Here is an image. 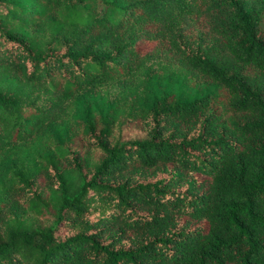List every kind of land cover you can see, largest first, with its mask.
I'll return each mask as SVG.
<instances>
[{
	"label": "trees",
	"instance_id": "1",
	"mask_svg": "<svg viewBox=\"0 0 264 264\" xmlns=\"http://www.w3.org/2000/svg\"><path fill=\"white\" fill-rule=\"evenodd\" d=\"M0 264H264V0H0Z\"/></svg>",
	"mask_w": 264,
	"mask_h": 264
},
{
	"label": "rangeland",
	"instance_id": "2",
	"mask_svg": "<svg viewBox=\"0 0 264 264\" xmlns=\"http://www.w3.org/2000/svg\"><path fill=\"white\" fill-rule=\"evenodd\" d=\"M98 92H101L99 95H101V96H104L106 93H112V92H115V89H114V87H107V88H103L102 90H100V91H98ZM94 97H96V96H94Z\"/></svg>",
	"mask_w": 264,
	"mask_h": 264
}]
</instances>
